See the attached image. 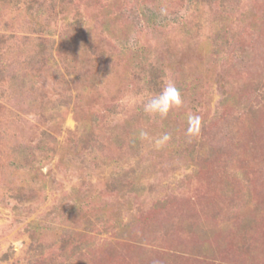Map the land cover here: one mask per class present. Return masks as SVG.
I'll list each match as a JSON object with an SVG mask.
<instances>
[{"label":"rangeland","instance_id":"374dc122","mask_svg":"<svg viewBox=\"0 0 264 264\" xmlns=\"http://www.w3.org/2000/svg\"><path fill=\"white\" fill-rule=\"evenodd\" d=\"M0 264H264V0H0Z\"/></svg>","mask_w":264,"mask_h":264},{"label":"clouds","instance_id":"9594fccd","mask_svg":"<svg viewBox=\"0 0 264 264\" xmlns=\"http://www.w3.org/2000/svg\"><path fill=\"white\" fill-rule=\"evenodd\" d=\"M183 105V98L181 92L176 84L168 80L163 85L161 91L153 96H150L143 103V111L149 116H158L160 118H167L170 112L180 108ZM188 128L187 134L190 136H196L200 132L201 117L199 115L191 114L187 116ZM141 139H148V133L141 130ZM171 139L169 133L162 134L154 141L157 150L163 148L167 142Z\"/></svg>","mask_w":264,"mask_h":264},{"label":"trees","instance_id":"16d2710c","mask_svg":"<svg viewBox=\"0 0 264 264\" xmlns=\"http://www.w3.org/2000/svg\"><path fill=\"white\" fill-rule=\"evenodd\" d=\"M148 85H151V83L149 82V84ZM186 119H187V117H186ZM90 124H89V126H88V131L86 132L87 134H89L90 133ZM89 139L88 140H91L92 139V136L89 134ZM75 146V145H74ZM75 149H76V146L74 147ZM28 155L30 156L31 155V153H28ZM28 156V157H29ZM34 158H35V155L34 154H32L31 156H30V159L28 160V158H27V160L26 161H28V162H30V160H32V161H34ZM28 229H30V230H32V235H33V238H36L38 235H40L42 232V228H41V226L40 225H38L37 223H35V221H33V222H31V224L30 225H28V227H27ZM87 246H89V245H86V247Z\"/></svg>","mask_w":264,"mask_h":264}]
</instances>
